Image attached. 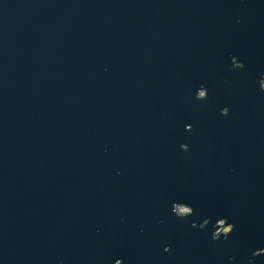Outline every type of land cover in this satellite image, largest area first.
<instances>
[{"label":"water","instance_id":"water-1","mask_svg":"<svg viewBox=\"0 0 264 264\" xmlns=\"http://www.w3.org/2000/svg\"><path fill=\"white\" fill-rule=\"evenodd\" d=\"M0 264H264V0H0Z\"/></svg>","mask_w":264,"mask_h":264},{"label":"rangeland","instance_id":"rangeland-1","mask_svg":"<svg viewBox=\"0 0 264 264\" xmlns=\"http://www.w3.org/2000/svg\"><path fill=\"white\" fill-rule=\"evenodd\" d=\"M222 231H223V232L227 231V228H223Z\"/></svg>","mask_w":264,"mask_h":264}]
</instances>
